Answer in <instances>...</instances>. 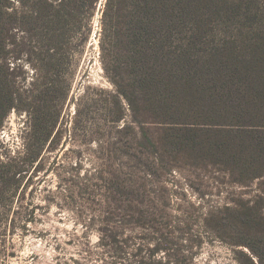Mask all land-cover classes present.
Here are the masks:
<instances>
[{
  "label": "trees",
  "instance_id": "1",
  "mask_svg": "<svg viewBox=\"0 0 264 264\" xmlns=\"http://www.w3.org/2000/svg\"><path fill=\"white\" fill-rule=\"evenodd\" d=\"M100 1L0 0V128L13 111L27 118L22 152L0 154V235L14 231V200L58 132ZM100 11L112 85L93 100L112 125L103 158L152 153L258 181L247 209L264 222V0H105ZM152 253L138 264H160Z\"/></svg>",
  "mask_w": 264,
  "mask_h": 264
},
{
  "label": "rangeland",
  "instance_id": "2",
  "mask_svg": "<svg viewBox=\"0 0 264 264\" xmlns=\"http://www.w3.org/2000/svg\"><path fill=\"white\" fill-rule=\"evenodd\" d=\"M104 1L89 41L75 52L58 132L14 200V231L0 235V264H138L155 246L160 264H264V222L247 209L257 198L258 181L240 186L212 166L173 163L152 153L136 156L133 165L124 155L103 158L100 147L112 125L93 100L99 89H112L99 60ZM26 125L25 114L7 116L1 157L22 152Z\"/></svg>",
  "mask_w": 264,
  "mask_h": 264
}]
</instances>
